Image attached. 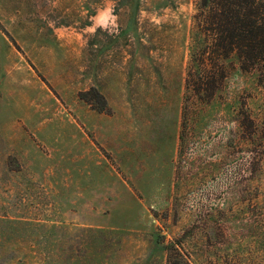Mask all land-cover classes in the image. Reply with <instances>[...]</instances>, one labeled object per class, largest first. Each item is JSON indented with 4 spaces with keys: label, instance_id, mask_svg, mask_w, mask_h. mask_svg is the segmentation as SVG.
I'll return each instance as SVG.
<instances>
[{
    "label": "rangeland",
    "instance_id": "obj_1",
    "mask_svg": "<svg viewBox=\"0 0 264 264\" xmlns=\"http://www.w3.org/2000/svg\"><path fill=\"white\" fill-rule=\"evenodd\" d=\"M198 4L0 0V264H264V82L183 113Z\"/></svg>",
    "mask_w": 264,
    "mask_h": 264
},
{
    "label": "trees",
    "instance_id": "obj_2",
    "mask_svg": "<svg viewBox=\"0 0 264 264\" xmlns=\"http://www.w3.org/2000/svg\"><path fill=\"white\" fill-rule=\"evenodd\" d=\"M193 19L194 46L184 82L183 113L192 100L201 104L214 100L233 60L244 72L256 71L264 82V0H199ZM250 126L253 137L251 122Z\"/></svg>",
    "mask_w": 264,
    "mask_h": 264
}]
</instances>
